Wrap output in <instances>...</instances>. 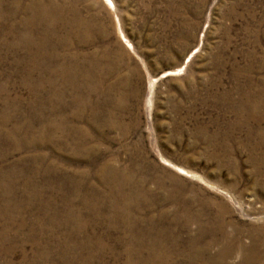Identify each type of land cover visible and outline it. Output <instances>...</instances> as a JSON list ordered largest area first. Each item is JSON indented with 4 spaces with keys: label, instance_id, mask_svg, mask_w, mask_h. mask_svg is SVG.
I'll list each match as a JSON object with an SVG mask.
<instances>
[{
    "label": "rangeland",
    "instance_id": "rangeland-1",
    "mask_svg": "<svg viewBox=\"0 0 264 264\" xmlns=\"http://www.w3.org/2000/svg\"><path fill=\"white\" fill-rule=\"evenodd\" d=\"M114 2L0 0V264H188L199 225L264 226V0Z\"/></svg>",
    "mask_w": 264,
    "mask_h": 264
},
{
    "label": "bare ground",
    "instance_id": "bare-ground-1",
    "mask_svg": "<svg viewBox=\"0 0 264 264\" xmlns=\"http://www.w3.org/2000/svg\"><path fill=\"white\" fill-rule=\"evenodd\" d=\"M103 1L109 2V5H115L114 0ZM120 31L126 38L123 30ZM127 41L131 44L128 39ZM154 80V78H151L149 86V107L153 102L152 94L155 85ZM163 159L169 165L172 164V162H170L167 158L163 157ZM176 168L182 173H188V171L183 167L176 166ZM225 193L235 201V199L228 192ZM235 204L241 212L248 214L244 212L245 210H243L242 204L237 201H235ZM259 218L264 219V216H259ZM232 227V231L229 232L228 222L223 218H217L216 220H212L210 223L199 225L197 234L192 237L188 247H186L187 250L185 249V251L179 254L189 255L188 264H264V226L262 227V230H250V233L248 234L249 237H246L244 234L245 231H243V228L238 224H234ZM245 238H249L250 242L247 243ZM214 245H218L215 251ZM233 255L240 258V261L236 263L229 262L228 259Z\"/></svg>",
    "mask_w": 264,
    "mask_h": 264
}]
</instances>
